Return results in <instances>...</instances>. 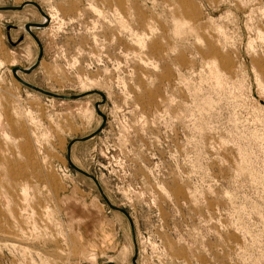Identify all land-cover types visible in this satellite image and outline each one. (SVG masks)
Returning <instances> with one entry per match:
<instances>
[{"label": "rangeland", "instance_id": "374dc122", "mask_svg": "<svg viewBox=\"0 0 264 264\" xmlns=\"http://www.w3.org/2000/svg\"><path fill=\"white\" fill-rule=\"evenodd\" d=\"M32 1L83 96L0 10V264H264V0Z\"/></svg>", "mask_w": 264, "mask_h": 264}, {"label": "water", "instance_id": "95a60500", "mask_svg": "<svg viewBox=\"0 0 264 264\" xmlns=\"http://www.w3.org/2000/svg\"><path fill=\"white\" fill-rule=\"evenodd\" d=\"M27 4H31V5H34L35 7H37V9H38L39 12L42 14V16H45V17H46L45 13L42 11V9H41V7L39 6V4L36 3L35 1H32V0L24 1V2H22V3L19 4V5L0 6V10H20V9H22V8H23L25 5H27ZM46 19H47V18H46ZM46 23H47V20H45L44 22H31V23H25V24H24V28H25V30H26L28 33H30V34L34 37V39L36 40L37 45H38V47H39V53H38V55H37V60H36L35 63H33L31 66L26 67V68H20V67H16V66H15V67H12V68H11V72H12V74H13V75H14V76H15V77H16V78H17L22 84H24V85H26L27 87H29V88H31V89H33V90H35V91H38V92H40V93H42V94H45V95H48V96H52V97H55V98H60V99H76V98L82 97L83 94H60V93H56V92H52V91H49V90L43 89V88H41V87H39V86H36V85H34V84H31V83L25 81L23 78H21V77L18 75V70H20V71L23 72V73H29V72H30L32 69H34L35 66L38 64V62H39V60H40V58H41V54H42V45H41V43L39 42L38 38L35 36V34H33V32H32L31 29H32V27H35V28H43L44 26H46ZM100 95H101L102 100H101L100 102H96V103H95V109H96L97 113H98L99 115H101L102 119L104 120V119H105V115H104V114L101 112V110L99 109V105L104 101V96H103L102 93H100ZM100 128H101V127H99L96 131H94V132L91 133L90 135H87V136H84V137H80V138H75V139L71 140V141L69 142V144L67 145V149H68V156H67V158H68V162H69V164H70L75 170H77L78 172H81L82 174H84V175H86V176L92 178L96 183H97V181H96V179L94 178V176H92V175L89 174L88 172L82 170L81 168L77 167V166L71 161L70 156H69V150H70V148H71V144H72L73 142H75V141H83V140H86V139L92 137L93 135H95V134L98 132V130H100ZM97 185H98V187H99V190L101 191V194H102L104 200H105L106 203L109 205V207L112 208V209H115V210H118V211L122 212L123 214H125V215L129 218V214H128V212H127L125 209H123V208H121V207H119V206L113 204V203H112V202H111V201H110V200H109V199L103 194V192H102V190H101V187L99 186L98 183H97ZM131 261H132L133 264H139V263H137V251H136V246H135V251H134V254H133L132 258H131ZM106 264H115V263H114V262H107Z\"/></svg>", "mask_w": 264, "mask_h": 264}, {"label": "bare ground", "instance_id": "6f19581e", "mask_svg": "<svg viewBox=\"0 0 264 264\" xmlns=\"http://www.w3.org/2000/svg\"><path fill=\"white\" fill-rule=\"evenodd\" d=\"M46 15V14H45ZM47 18V15H46V17L45 16H42V19H41V21L40 22H44L45 20H47V22H48V19H46ZM18 74H19V72H18ZM138 263V262H137ZM140 264V263H139Z\"/></svg>", "mask_w": 264, "mask_h": 264}]
</instances>
